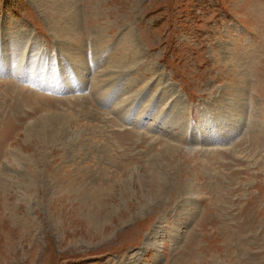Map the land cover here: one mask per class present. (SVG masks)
Wrapping results in <instances>:
<instances>
[{"label":"rangeland","instance_id":"rangeland-1","mask_svg":"<svg viewBox=\"0 0 264 264\" xmlns=\"http://www.w3.org/2000/svg\"><path fill=\"white\" fill-rule=\"evenodd\" d=\"M0 264H264V0H0Z\"/></svg>","mask_w":264,"mask_h":264},{"label":"bare ground","instance_id":"bare-ground-1","mask_svg":"<svg viewBox=\"0 0 264 264\" xmlns=\"http://www.w3.org/2000/svg\"><path fill=\"white\" fill-rule=\"evenodd\" d=\"M52 1L59 3L61 0H52ZM67 22L69 23L70 19H68ZM61 30H63V32L65 33L64 27L61 26ZM67 30H69V29L67 28ZM74 31H75L74 28H71L69 33H72ZM41 122H44L46 124L48 123V125H49V126H47L45 133L41 137V139H43V140L50 138L51 130L59 129V128H61V130H62L61 133L65 134V135H69V138H71L73 136L61 118H49V119L43 118V120ZM55 126H58V127H55ZM168 170H169V168L167 167V165L164 167L162 165V168L160 171H156V170L151 171L148 174V177L146 179H144L143 177L139 178L141 189L144 192V196H145V199L147 202L155 201L161 197L165 174Z\"/></svg>","mask_w":264,"mask_h":264}]
</instances>
